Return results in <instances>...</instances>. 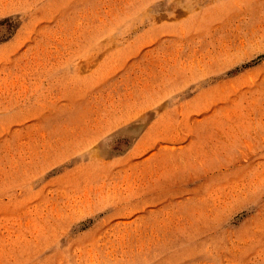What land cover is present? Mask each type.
<instances>
[{"label": "rangeland", "instance_id": "1", "mask_svg": "<svg viewBox=\"0 0 264 264\" xmlns=\"http://www.w3.org/2000/svg\"><path fill=\"white\" fill-rule=\"evenodd\" d=\"M0 264H264V0H0Z\"/></svg>", "mask_w": 264, "mask_h": 264}]
</instances>
